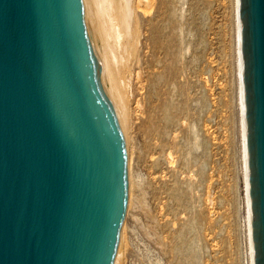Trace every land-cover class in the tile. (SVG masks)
<instances>
[{
  "label": "water",
  "instance_id": "obj_1",
  "mask_svg": "<svg viewBox=\"0 0 264 264\" xmlns=\"http://www.w3.org/2000/svg\"><path fill=\"white\" fill-rule=\"evenodd\" d=\"M249 264H264V0H234ZM128 154L97 0H0V264H115Z\"/></svg>",
  "mask_w": 264,
  "mask_h": 264
},
{
  "label": "rangeland",
  "instance_id": "obj_2",
  "mask_svg": "<svg viewBox=\"0 0 264 264\" xmlns=\"http://www.w3.org/2000/svg\"><path fill=\"white\" fill-rule=\"evenodd\" d=\"M137 1L117 65L128 154L117 264H249L235 2Z\"/></svg>",
  "mask_w": 264,
  "mask_h": 264
},
{
  "label": "bare ground",
  "instance_id": "obj_3",
  "mask_svg": "<svg viewBox=\"0 0 264 264\" xmlns=\"http://www.w3.org/2000/svg\"><path fill=\"white\" fill-rule=\"evenodd\" d=\"M100 4V6L102 7L105 15H106V21H107V32H108V43H109V53H110V60H111V65H112V70H113V75H114V80H115V85H116V90H117V102L120 103L119 105L121 104H124V95H123V92L121 91V83L119 84V79L117 78L118 74V68H117V65L118 61L120 58L119 57H122L123 55V49H122V46H123V43H121L122 39L124 40L130 33H132L133 31V24H136L137 20L136 18L133 19L132 17V14H133V10H132V5L130 3V0H97ZM139 1V0H138ZM137 1V2H138ZM143 1V0H142ZM139 3V2H138ZM137 3V4H138ZM144 3V1H143ZM133 4V3H132ZM150 4L149 0H148V3L146 2V4H142L144 5L145 7ZM141 5V4H140ZM138 7V5H137ZM142 7V6H141ZM148 7V6H147ZM151 7V5H150ZM144 8V7H143ZM141 9V8H140ZM150 9V8H149ZM146 11V10H145ZM136 14V13H135ZM136 17V16H134ZM147 17V16H146ZM134 22V23H133ZM139 24V23H138ZM136 26V25H134ZM140 27V26H139ZM135 30V28H134ZM135 34V33H134ZM137 34V33H136ZM141 34V33H140ZM127 35V36H126ZM237 36V35H236ZM134 38V37H133ZM126 40V39H125ZM128 41V40H127ZM125 41V42H127ZM135 42V41H134ZM128 43L130 44V42L128 41ZM125 44V43H124ZM239 39H238V36H237V47L239 46ZM131 45V44H130ZM129 45V46H130ZM127 46V45H126ZM125 46V47H126ZM133 46V45H132ZM134 49V52L132 54L137 56V54L139 55V52L140 50L137 49L136 46L133 47ZM132 49V48H131ZM154 49H156L154 47ZM125 50V49H124ZM127 51H128V48H127ZM131 51V50H130ZM131 53V52H130ZM129 53L127 52V55ZM131 55V54H130ZM140 56V55H139ZM126 57V56H125ZM129 57V56H128ZM127 57V58H128ZM237 57H238V54H237ZM139 58V57H137ZM121 61H122V58H121ZM126 63H127V59L125 60ZM122 64V62H121ZM125 65V64H123ZM140 65V63H139ZM240 65V60H239V57H238V63H237V69ZM126 66V65H125ZM120 67V66H118ZM117 68V69H116ZM122 68V66H121ZM126 69V68H125ZM124 70V68H123ZM129 70V69H128ZM147 71V70H146ZM123 74V73H122ZM137 75V74H136ZM120 77V76H119ZM138 78V77H137ZM118 79V80H117ZM150 79V78H149ZM121 80V79H120ZM123 81V77H122V80ZM149 82V81H148ZM150 83V82H149ZM158 85V84H156ZM150 87V86H149ZM155 87V85H154ZM157 87V86H156ZM150 89V88H149ZM153 89V88H152ZM238 90H239V84H238ZM152 91V90H150ZM157 91V90H156ZM147 93V91H146ZM238 94H239V91H238ZM146 95V94H145ZM239 96V95H238ZM150 98V96H149ZM147 99V98H146ZM129 101V100H128ZM152 101V100H151ZM159 103V102H158ZM149 104H150V101H149ZM118 105V107H120ZM152 105V104H150ZM161 104H159L160 106ZM124 105H121V109ZM161 107V106H160ZM160 107H158V104H154L151 106V110H150V116L153 117L152 115H156L157 112L159 111ZM127 108V107H125ZM120 109V108H119ZM124 110V108H123ZM118 111H121V110H118ZM125 111V110H124ZM127 111V110H126ZM122 113V112H121ZM159 113V112H158ZM150 118V117H149ZM241 131V130H240ZM242 162H243V169H244V158H243V148H242ZM244 190H245V201H246V220H247V204H248V200H247V189H246V179H245V169H244ZM250 234L247 230V241H248V251H249V240H250ZM118 257V256H117ZM117 257H116V261H115V264H117ZM249 258V257H248Z\"/></svg>",
  "mask_w": 264,
  "mask_h": 264
}]
</instances>
